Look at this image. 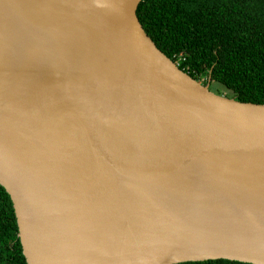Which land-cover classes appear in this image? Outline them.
Returning a JSON list of instances; mask_svg holds the SVG:
<instances>
[{
    "label": "water",
    "instance_id": "water-1",
    "mask_svg": "<svg viewBox=\"0 0 264 264\" xmlns=\"http://www.w3.org/2000/svg\"><path fill=\"white\" fill-rule=\"evenodd\" d=\"M141 0H0V185L27 264H264V104L209 89Z\"/></svg>",
    "mask_w": 264,
    "mask_h": 264
},
{
    "label": "trees",
    "instance_id": "trees-1",
    "mask_svg": "<svg viewBox=\"0 0 264 264\" xmlns=\"http://www.w3.org/2000/svg\"><path fill=\"white\" fill-rule=\"evenodd\" d=\"M136 15L166 57H184L179 68L189 76L205 84L209 77L238 101L264 104V0H141ZM17 234L10 197L0 185V264H27Z\"/></svg>",
    "mask_w": 264,
    "mask_h": 264
},
{
    "label": "rangeland",
    "instance_id": "rangeland-1",
    "mask_svg": "<svg viewBox=\"0 0 264 264\" xmlns=\"http://www.w3.org/2000/svg\"><path fill=\"white\" fill-rule=\"evenodd\" d=\"M207 79V80H206ZM206 79H204V81L206 80V83H207V81H208V79H209V77L208 78H206ZM203 81V82H204ZM211 81V80H210ZM203 84H205V83H203ZM209 88H210V90L211 91H213V92H215V93H218V90L220 91V92H222V95H226V96H230L231 95V92L229 91V90H226L223 86H221L220 84H218V83H210L209 84ZM229 94V95H228Z\"/></svg>",
    "mask_w": 264,
    "mask_h": 264
},
{
    "label": "built area",
    "instance_id": "built-area-1",
    "mask_svg": "<svg viewBox=\"0 0 264 264\" xmlns=\"http://www.w3.org/2000/svg\"><path fill=\"white\" fill-rule=\"evenodd\" d=\"M183 60H184V57H183L182 55L179 54V55L176 57V61H174V64H175L177 67H179L181 61H183Z\"/></svg>",
    "mask_w": 264,
    "mask_h": 264
},
{
    "label": "clouds",
    "instance_id": "clouds-1",
    "mask_svg": "<svg viewBox=\"0 0 264 264\" xmlns=\"http://www.w3.org/2000/svg\"><path fill=\"white\" fill-rule=\"evenodd\" d=\"M174 62V61H173ZM179 68V67H178ZM182 70V69H181ZM196 80V79H195ZM198 82H200L199 80H197ZM201 84H203L202 82H200Z\"/></svg>",
    "mask_w": 264,
    "mask_h": 264
}]
</instances>
